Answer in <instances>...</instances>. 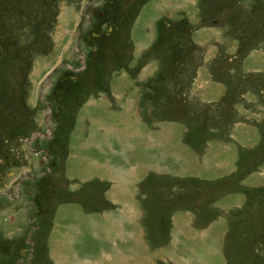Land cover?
I'll return each mask as SVG.
<instances>
[{"label":"rangeland","instance_id":"obj_1","mask_svg":"<svg viewBox=\"0 0 264 264\" xmlns=\"http://www.w3.org/2000/svg\"><path fill=\"white\" fill-rule=\"evenodd\" d=\"M189 1L0 0V264H264V0Z\"/></svg>","mask_w":264,"mask_h":264},{"label":"crops","instance_id":"obj_2","mask_svg":"<svg viewBox=\"0 0 264 264\" xmlns=\"http://www.w3.org/2000/svg\"><path fill=\"white\" fill-rule=\"evenodd\" d=\"M189 1V0H188ZM192 1L190 0L188 3H191ZM161 6L162 7H164V2H161ZM66 227V226H65ZM67 227H69L68 225H67ZM69 229V228H68ZM68 232H72V231H67V232H64V235H66V236H68L69 234H68ZM61 240H66V237L65 236H61ZM61 243L62 244H64L65 243V241H61Z\"/></svg>","mask_w":264,"mask_h":264}]
</instances>
